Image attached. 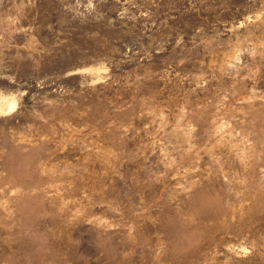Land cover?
Listing matches in <instances>:
<instances>
[{"label": "rangeland", "instance_id": "374dc122", "mask_svg": "<svg viewBox=\"0 0 264 264\" xmlns=\"http://www.w3.org/2000/svg\"><path fill=\"white\" fill-rule=\"evenodd\" d=\"M0 264H264V0H0Z\"/></svg>", "mask_w": 264, "mask_h": 264}]
</instances>
